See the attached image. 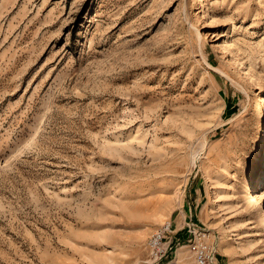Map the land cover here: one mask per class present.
<instances>
[{
	"label": "rangeland",
	"instance_id": "obj_1",
	"mask_svg": "<svg viewBox=\"0 0 264 264\" xmlns=\"http://www.w3.org/2000/svg\"><path fill=\"white\" fill-rule=\"evenodd\" d=\"M263 98L264 0H0V264H264Z\"/></svg>",
	"mask_w": 264,
	"mask_h": 264
},
{
	"label": "built area",
	"instance_id": "obj_2",
	"mask_svg": "<svg viewBox=\"0 0 264 264\" xmlns=\"http://www.w3.org/2000/svg\"><path fill=\"white\" fill-rule=\"evenodd\" d=\"M188 256L179 259L178 248H182L179 239H174L172 223H165L148 242L150 260L145 264H218V245L211 240L210 234L197 229L193 221L187 224Z\"/></svg>",
	"mask_w": 264,
	"mask_h": 264
},
{
	"label": "bare ground",
	"instance_id": "obj_3",
	"mask_svg": "<svg viewBox=\"0 0 264 264\" xmlns=\"http://www.w3.org/2000/svg\"><path fill=\"white\" fill-rule=\"evenodd\" d=\"M202 7V6H201ZM231 64V63H230ZM233 64V63H232ZM234 67V66H233ZM246 78L248 77L247 76V74L245 73V75H244ZM256 89V88H255ZM264 99V98H263ZM261 101V100H260ZM262 103H263V100L261 101ZM263 109V108H262ZM262 111H261V109L259 108V119H258V121H259V131H260V135H263V133H264V123H263V119H262ZM258 134V133H257ZM260 143L261 144H263V137L262 136H260ZM259 143V144H260ZM260 146V145H259ZM259 146H257L256 147V149H255V153H254V159H255V161H257L258 160V158H259V153L261 152V150L259 149V148H261V147H259ZM258 203L261 205H264V182H263V187H262V189L260 190V192H259V196H258Z\"/></svg>",
	"mask_w": 264,
	"mask_h": 264
}]
</instances>
